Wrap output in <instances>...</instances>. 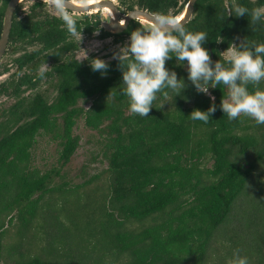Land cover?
<instances>
[{
	"label": "trees",
	"instance_id": "16d2710c",
	"mask_svg": "<svg viewBox=\"0 0 264 264\" xmlns=\"http://www.w3.org/2000/svg\"><path fill=\"white\" fill-rule=\"evenodd\" d=\"M9 1L0 0V36ZM119 1L128 10L144 6L177 17L188 0ZM23 2L0 63V76L10 73L0 82V97L14 99L0 112L1 263L232 264L238 252L249 264H264V125L229 120L220 108L223 85L209 90L217 106L209 122L191 120L194 109L207 110L213 101L196 91L174 57L166 67L184 78L182 95L158 94L147 117L131 113L120 91L119 59L106 61L105 75L92 71L70 57L76 38L48 4L34 0L24 11ZM234 3L264 7V0H197L184 24L208 34L204 46L213 61L231 43H264V25L227 16ZM98 25L99 19L93 26L77 19L81 34ZM141 27L132 21L121 35ZM45 62L52 64L46 87L36 91L43 79L34 78ZM80 119L99 132L105 167L79 183L58 182L80 145ZM41 136L57 145L61 168L32 166ZM11 225L14 243L5 237Z\"/></svg>",
	"mask_w": 264,
	"mask_h": 264
},
{
	"label": "clouds",
	"instance_id": "9594fccd",
	"mask_svg": "<svg viewBox=\"0 0 264 264\" xmlns=\"http://www.w3.org/2000/svg\"><path fill=\"white\" fill-rule=\"evenodd\" d=\"M51 3L66 30L72 36L80 35L81 41L82 29L77 27V18L70 11V0H51ZM229 15L247 16L252 25H264V7L249 9L234 3ZM152 19L147 27L131 32L129 42L117 56L122 69L120 91L128 98L131 113L147 117L158 94L165 100L170 94L173 98L182 95L186 87L184 78L166 67V62L174 57L178 66L186 67L187 80L196 91L209 95L213 101L207 110L194 109L189 115L191 120L209 122L217 110L215 97L209 90L223 85L227 98L222 99L220 108L229 120L248 117L257 125H264V89L259 87L264 82V43L246 39L231 43L221 52L226 53L223 59L213 61L204 46L209 38L205 31H190L171 14H156ZM82 59L86 58H81L79 63ZM90 66L102 75L109 68L108 62L98 57L90 60ZM45 75L46 67H41L34 79H43ZM249 85L253 86L252 90ZM232 264H249V260L237 252Z\"/></svg>",
	"mask_w": 264,
	"mask_h": 264
},
{
	"label": "rangeland",
	"instance_id": "374dc122",
	"mask_svg": "<svg viewBox=\"0 0 264 264\" xmlns=\"http://www.w3.org/2000/svg\"><path fill=\"white\" fill-rule=\"evenodd\" d=\"M32 2V0L23 2L24 11L28 9L29 5ZM48 7L51 13L58 15V13H56L55 9L52 6ZM143 25L145 27L148 26L147 24ZM81 37L82 38L80 41V35L75 36L78 49L72 54H70V57H75L78 60H80L81 58H86L82 59V61H90L91 59H95L97 57L104 59L105 61L117 58L120 49L129 42L130 38V36L127 35L121 36L120 38H118L119 42L115 43L116 45H105L104 49H102L104 43L101 40H97L96 38L85 34H81ZM37 47L38 46H36V48ZM223 54L225 55L226 53ZM43 64L44 65H42L41 67H46V71L49 70L52 65L51 63ZM14 70L15 68H13L10 72H13ZM9 74L10 73L1 75L0 82L1 80L5 79ZM45 87L46 79H43L42 82H40L36 91L44 89ZM33 92L35 91L29 89L26 91V94H32ZM49 93H51V96L55 95V88H50ZM13 100L14 99L9 98L7 96L0 97V112L1 110L5 109V107L7 108V106H9V104L13 102ZM79 105H85V108H88L90 106V103L83 104L79 102ZM75 134L80 137V145L76 153L73 155L71 161L61 169L62 176H56L55 179L58 182H61L63 180H69L75 183H79L84 179L83 177L85 175L97 172L102 167H105V160H103V156L98 143V141L101 139L99 132L97 130L90 129L89 127H87L84 123V120L80 119L78 120L77 126L75 128ZM37 140L38 143L34 148V161L32 162V166L38 167L39 169H41V171L51 170L54 167L61 168V163H59L58 161L59 156L57 152V145L44 136L38 137ZM85 165H88L89 168L85 172H83L82 169ZM7 229L9 230V232L5 235L6 242L14 243L15 237L13 234L16 232V228L11 225L8 226ZM37 237L38 236L36 234L35 239L37 241V244L41 246L40 242L37 240ZM41 241H45V237H43ZM0 264L3 263H1L0 261Z\"/></svg>",
	"mask_w": 264,
	"mask_h": 264
},
{
	"label": "water",
	"instance_id": "95a60500",
	"mask_svg": "<svg viewBox=\"0 0 264 264\" xmlns=\"http://www.w3.org/2000/svg\"><path fill=\"white\" fill-rule=\"evenodd\" d=\"M21 1L23 0H10L6 7V10L3 16L2 32L0 36V61L8 46L9 35H10L11 28H12V19H13L15 9ZM196 1L197 0H188L187 3L185 4L184 9L181 12V15H183V17L180 18L179 20L181 24L184 25L191 19L193 12H194ZM70 4L72 5L70 11H73L75 13H84V12L91 11L93 9L109 8L113 12L114 18L109 17L110 19L109 21H104L103 27L105 28V30L112 32V33L122 32L124 29H126L128 23L131 20H141V21L145 20L146 22H148L147 25H150L153 22L152 18L155 15L144 9H135V10L129 11L126 15L123 16L124 22L122 23L121 21L118 20L120 13L119 11H117L116 7L114 6L111 0H99L97 3L92 4V5H87V6L78 4L77 0H70Z\"/></svg>",
	"mask_w": 264,
	"mask_h": 264
},
{
	"label": "flooded vegetation",
	"instance_id": "af4514ba",
	"mask_svg": "<svg viewBox=\"0 0 264 264\" xmlns=\"http://www.w3.org/2000/svg\"><path fill=\"white\" fill-rule=\"evenodd\" d=\"M24 1V0H23ZM23 1H21V2H23ZM28 1H31V0H28ZM33 2H34V0H32ZM42 1H44V2H46L47 4H48V6H52V3L51 2H49L48 0L46 1V0H42ZM112 1V3L114 4V6L116 7V9H117V11H119V13H120V15H119V17H118V20L119 21H123V16L124 15H126L129 11H132V10H135V9H144V10H146V11H148L146 8H144V6H135L133 9H131V10H128L127 9V7L126 6H123L122 5V3L119 1V0H111ZM20 2V3H21ZM32 2V3H33ZM31 3V4H32ZM97 10V11H96ZM149 12V11H148ZM71 13H72V15H74L78 20H81V21H83V22H86V24L87 23H89V24H91V26H93L94 24H95V22L99 19V25H98V27L97 28H94V31H93V33H91L89 36H91V37H94V38H96L97 40H101L103 43H104V46H103V48L102 49H104V47H105V45H107V46H111V45H116L115 43H117V42H119V40H118V38H120L121 36H125V35H121L126 29H124L122 32H119V33H112V32H109V31H107V30H105V28L103 27V22L104 21H109L110 19H109V17L110 16H112V14L109 16L108 14H107V12H106V10H105V8H100V9H93V10H91V11H88V12H84V13H75V12H73V11H71ZM53 16L55 15V16H58L57 14H53V13H51ZM109 16H107V15ZM132 21H138L139 23H140V25H142L143 26V22L141 21V20H131L129 23H128V25L132 22ZM143 23V24H142ZM128 25H127V27H128ZM126 27V28H127ZM83 34V33H82ZM85 35H88V34H85ZM77 43V42H76ZM32 48V47H31ZM30 48V49H31ZM78 49V46H77V48H76V50ZM75 50V51H76ZM4 54H5V52H4ZM91 55H93V54H91ZM91 55H89V56H91ZM3 57H4V55H3ZM3 57H2V59H3ZM2 59H1V61H2ZM115 58H113V59H111V60H114ZM111 60H106V61H111ZM1 61H0V63H1ZM80 61V60H79ZM81 62H85V63H90V61H86V60H84V61H81ZM46 63V62H45ZM46 64H48V63H46ZM10 75V74H9ZM9 75L5 78V79H3V80H1V82L2 81H4V80H6L8 77H9Z\"/></svg>",
	"mask_w": 264,
	"mask_h": 264
},
{
	"label": "bare ground",
	"instance_id": "6f19581e",
	"mask_svg": "<svg viewBox=\"0 0 264 264\" xmlns=\"http://www.w3.org/2000/svg\"><path fill=\"white\" fill-rule=\"evenodd\" d=\"M47 1V0H46ZM49 2H51V0H48ZM99 0H77V2H78V4H80V5H83V6H87V5H92V4H95V3H97ZM105 10H106V12H107V14L110 16L111 14H112V16H110V17H112V18H114V14H113V12L109 9V8H105ZM183 17V15H179V16H177V18L180 20V18H182ZM124 21H122V23H123ZM142 22L144 23V24H147L148 22H146L145 20H142Z\"/></svg>",
	"mask_w": 264,
	"mask_h": 264
}]
</instances>
